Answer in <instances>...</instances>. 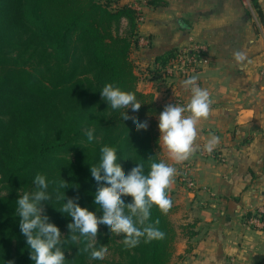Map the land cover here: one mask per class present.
<instances>
[{
  "label": "trees",
  "instance_id": "16d2710c",
  "mask_svg": "<svg viewBox=\"0 0 264 264\" xmlns=\"http://www.w3.org/2000/svg\"><path fill=\"white\" fill-rule=\"evenodd\" d=\"M141 17L133 6L114 5V0H0V175L8 189L0 196V264H34L19 227L16 201L19 193L35 190L37 174L50 182L53 198L44 202L45 214L66 232L61 240L65 264H101L79 253L83 243L68 239L67 225L73 221L59 212L63 201L56 199L51 182L67 181L69 188L61 192L78 197L80 206L99 217L102 211L94 203L99 185L90 165L99 163L103 146L117 150L126 175L136 163H144L147 173L149 157L165 162L158 128L165 106L154 93L139 89L131 58ZM179 54L171 51L158 61L166 67ZM107 83L134 93L141 104L138 112L109 107L100 94ZM126 112L147 121V130L137 131L132 119L124 120ZM88 129H94L91 142ZM122 199L132 201L130 196ZM175 208L172 203L166 214L156 206L151 209L150 222L159 219L162 240L145 243L141 238L138 246L126 248L123 236L111 235L101 224L96 246H114L124 264H171L177 229L170 215Z\"/></svg>",
  "mask_w": 264,
  "mask_h": 264
},
{
  "label": "crops",
  "instance_id": "0c3cea01",
  "mask_svg": "<svg viewBox=\"0 0 264 264\" xmlns=\"http://www.w3.org/2000/svg\"><path fill=\"white\" fill-rule=\"evenodd\" d=\"M256 1L114 3L139 10L138 36L151 39L150 45L138 42L131 54L140 90L154 93L164 106H184L191 93L181 82L196 76L210 95L209 116L198 122L195 151L187 160L172 161L159 142L161 156L176 168L170 187L177 229L171 264H264V231L245 224L264 195V0ZM197 46L204 47L201 61L188 74L158 61ZM237 51L243 61L235 59ZM166 70L173 75H164ZM212 134L219 143L209 153L204 146ZM186 172L195 188L182 180Z\"/></svg>",
  "mask_w": 264,
  "mask_h": 264
},
{
  "label": "clouds",
  "instance_id": "9594fccd",
  "mask_svg": "<svg viewBox=\"0 0 264 264\" xmlns=\"http://www.w3.org/2000/svg\"><path fill=\"white\" fill-rule=\"evenodd\" d=\"M234 56L237 61L244 60V54L240 51L235 52ZM197 79L191 76L181 82L191 93L186 105L167 104L158 117L160 145L167 150L169 159L177 163L187 160L195 151L193 145L198 135L197 124L201 119H206L210 112L209 92L198 85ZM100 94L113 110L127 108L138 112L141 107L134 93L124 91L113 83L105 84ZM128 119L133 120L137 131L147 130V121L129 117L126 112L124 120ZM86 136L89 142L93 141L94 129H88ZM218 143L219 137L212 134L204 147L210 153ZM100 153V161L90 165V173L99 185L94 194V203L102 211V216L98 217L95 212L80 206L78 197H66L61 189L69 188V183L64 179L51 182L56 185V199L63 201L59 212L67 214L73 221L67 225L70 230L68 239L73 244L83 243L79 253H88L93 260H103L108 253L107 246H96L101 224L109 228L111 235L123 236L122 243L126 248L138 246L141 238L145 243L165 238V233L158 227L159 219L150 222L151 209L156 206L166 214L171 208L168 190L176 175L175 167L163 161L155 162L152 157L148 158L150 165L147 173L144 163H136L126 175L117 162L114 147L105 145ZM33 183L35 190L19 193L16 201V215L20 218L21 233L31 250L30 259L34 264H65L62 233L45 214L44 202L53 198L48 192L50 182L46 176L37 174ZM125 196L132 197V201L126 204L122 199ZM7 264H14V261Z\"/></svg>",
  "mask_w": 264,
  "mask_h": 264
},
{
  "label": "built area",
  "instance_id": "2783aa9c",
  "mask_svg": "<svg viewBox=\"0 0 264 264\" xmlns=\"http://www.w3.org/2000/svg\"><path fill=\"white\" fill-rule=\"evenodd\" d=\"M138 42L142 45H150L151 39L149 37L141 36L139 37ZM203 48V46H197L181 52L177 57L178 63L176 68L185 74L196 70L201 61L200 53H202ZM182 180L191 188L197 186L194 179H192L187 172L182 175ZM245 224L248 228L264 231V195L260 204L251 211V214L246 216Z\"/></svg>",
  "mask_w": 264,
  "mask_h": 264
},
{
  "label": "rangeland",
  "instance_id": "374dc122",
  "mask_svg": "<svg viewBox=\"0 0 264 264\" xmlns=\"http://www.w3.org/2000/svg\"><path fill=\"white\" fill-rule=\"evenodd\" d=\"M115 3V0H114ZM127 27H125L124 24H122V31L123 33H126ZM177 59L173 60L168 66L170 69L176 68L177 66ZM163 74L165 75H173V71H163ZM28 192L34 191L32 188H29L27 190ZM8 194V189L6 187V184L3 182L2 180V176L0 175V196L1 195H7ZM66 235V232H63L61 235V240H64ZM98 238V237H97ZM108 248V253L105 256V258L103 260H99L98 262L101 264H124L125 262L123 261V259L121 258V256L119 255L118 250H116L114 248V246L111 247H107Z\"/></svg>",
  "mask_w": 264,
  "mask_h": 264
}]
</instances>
